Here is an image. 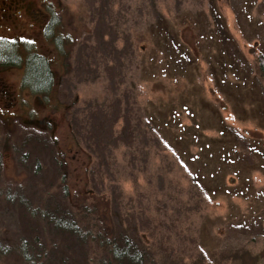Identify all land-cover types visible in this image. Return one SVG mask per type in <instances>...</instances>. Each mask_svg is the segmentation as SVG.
Instances as JSON below:
<instances>
[{
	"label": "rangeland",
	"instance_id": "rangeland-1",
	"mask_svg": "<svg viewBox=\"0 0 264 264\" xmlns=\"http://www.w3.org/2000/svg\"><path fill=\"white\" fill-rule=\"evenodd\" d=\"M0 4L22 57L0 65V264H51L61 241L110 264L99 236L135 264H264V0ZM27 50L50 64L42 94ZM53 205L78 237L46 223Z\"/></svg>",
	"mask_w": 264,
	"mask_h": 264
},
{
	"label": "trees",
	"instance_id": "trees-1",
	"mask_svg": "<svg viewBox=\"0 0 264 264\" xmlns=\"http://www.w3.org/2000/svg\"><path fill=\"white\" fill-rule=\"evenodd\" d=\"M14 40L1 38L0 37V65H7V64H17L20 63L22 60L21 54L18 55V49L16 48ZM35 57L37 58V62L33 61L34 59L29 56V51H26V56L24 60V73L22 78V85L33 93H44L48 90L52 82V75L50 70V64L48 63L45 56L41 54H36ZM260 66L259 70L260 73L264 75V61L260 58ZM66 68V65H65ZM69 126L72 129V123H69ZM41 136H37L36 139H40ZM31 139V137H28ZM33 139V138H32ZM34 138V140H36ZM44 138L41 137V140L38 142L44 143ZM25 145V143H23ZM34 145H32L33 147ZM55 158L58 160L57 155ZM65 186V185H64ZM38 205V206H37ZM36 203L31 208V211H35V209H39V203ZM29 204H26L28 207ZM37 206V208H35ZM56 205L53 207H49L47 210H44V216L46 218V223L50 224L54 230L60 231L61 235L64 236L67 234L66 229L73 230L76 236H79V229L78 226H69V223L63 220V216L58 214V210ZM42 216V215H41ZM71 238L72 236L69 235ZM102 236L91 238L97 241V243L104 247V245H109V256L108 262L110 264H135V261L138 260V254L134 252L131 253L129 251L130 245L122 244L121 246L117 245V242L114 239H107V241H101L100 238ZM64 245L68 244L67 250L68 254H63L65 250L64 247L60 248L61 254L57 256L56 261L51 264H74L72 258H75V253H73L72 248L68 242H64ZM58 246V244L56 245ZM55 246V247H56ZM63 254V255H62ZM140 254V253H139ZM118 261V262H117Z\"/></svg>",
	"mask_w": 264,
	"mask_h": 264
},
{
	"label": "flooded vegetation",
	"instance_id": "flooded-vegetation-1",
	"mask_svg": "<svg viewBox=\"0 0 264 264\" xmlns=\"http://www.w3.org/2000/svg\"><path fill=\"white\" fill-rule=\"evenodd\" d=\"M15 6L13 4L5 5V4H0V18L3 20H12L13 19V9ZM56 9L52 8L50 5L45 6V12H46V19L43 23V26L41 28V34L45 35L48 33L55 34L60 26L58 19L61 20V17L59 16L56 18L55 16V11ZM20 10L15 11V15H19Z\"/></svg>",
	"mask_w": 264,
	"mask_h": 264
}]
</instances>
